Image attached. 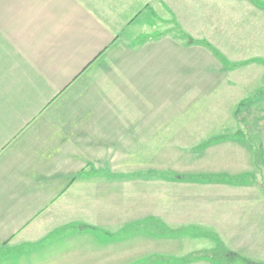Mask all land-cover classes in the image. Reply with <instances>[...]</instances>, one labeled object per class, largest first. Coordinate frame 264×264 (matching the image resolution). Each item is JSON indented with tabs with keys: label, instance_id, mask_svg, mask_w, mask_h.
I'll list each match as a JSON object with an SVG mask.
<instances>
[{
	"label": "crops",
	"instance_id": "0c3cea01",
	"mask_svg": "<svg viewBox=\"0 0 264 264\" xmlns=\"http://www.w3.org/2000/svg\"><path fill=\"white\" fill-rule=\"evenodd\" d=\"M236 5L264 10L259 0H0V251H5L0 264H38L40 242L82 220L104 232L81 229L66 239L94 233L103 240L108 236L109 243L124 240L123 228L107 230L89 221L90 213L80 219L66 215L90 209L97 187L259 189V184L236 187L229 179H199L244 172L117 171L102 164L109 156L119 159L113 146L131 140L148 146L142 157L150 160L156 136L146 139L141 130L149 128L138 110L141 104L150 108L146 98L155 89L170 95V82L181 90L192 75L218 71L217 66L230 74L243 63L264 64L262 58L233 62L215 52L222 47L213 31L228 28ZM224 85L237 83L226 79ZM244 139L227 138L211 148L246 145ZM152 226L132 237L155 239ZM178 230L193 239L210 233L197 223ZM183 256L169 264H211Z\"/></svg>",
	"mask_w": 264,
	"mask_h": 264
},
{
	"label": "rangeland",
	"instance_id": "374dc122",
	"mask_svg": "<svg viewBox=\"0 0 264 264\" xmlns=\"http://www.w3.org/2000/svg\"><path fill=\"white\" fill-rule=\"evenodd\" d=\"M240 6L236 5L227 29L213 31L222 47L215 52L238 63L264 59V10ZM243 64L230 74L224 71L222 63V66L215 65L218 71L206 70L198 77L192 75L181 90H176V82L172 81L170 95L155 89L153 96L146 98L150 108L141 104L138 110L140 120L149 128L141 130L148 133L146 139L156 136L154 144L149 146L154 151L149 155L150 160L142 157L148 146L132 144L131 140L129 144L113 146L112 153L119 159L111 160L109 156L102 164L107 163L117 171L244 172L247 175L235 176L234 185L259 184V189L239 191L237 188L238 192L231 193L221 188L190 190L162 183L125 185L122 190L119 186L97 187L91 208L81 213L80 207L75 209L76 213L71 209L66 213L70 219H80L90 213L89 221L114 232L122 228L130 231L137 225L155 221L166 231H174L173 238L164 239L160 233L155 234V239L148 236L134 239L132 236L136 233L130 232L124 234L121 242L113 243H109L108 236L106 241L94 233L86 238L66 239L74 231L91 227L82 220L40 242L38 264H169L177 256L189 259L199 253H203L202 257L210 254L209 258L199 261L211 264H264V64ZM190 68L189 72L193 73V67ZM226 79L236 82L237 86L226 88ZM235 132L245 135L246 145L225 144L215 150L211 145L206 146L221 135ZM247 152L252 155L250 161ZM189 223H197L210 233H201L198 239H193L195 235L178 230H185ZM4 252L0 251V258Z\"/></svg>",
	"mask_w": 264,
	"mask_h": 264
},
{
	"label": "trees",
	"instance_id": "16d2710c",
	"mask_svg": "<svg viewBox=\"0 0 264 264\" xmlns=\"http://www.w3.org/2000/svg\"><path fill=\"white\" fill-rule=\"evenodd\" d=\"M227 138H243V134L242 133H237L235 135L228 136V137H225V138L224 137H221V138H218V139H215V140H212V141L208 142L206 146H209V145L212 146V145L217 144V143H219V142H221L223 140H226ZM236 178L235 177H227V176H225V177H222V176H209V177H205V178L199 177V179H201L203 181H208V180H213V179H229L230 181H236ZM239 184H243V183L241 182ZM154 223H155V221H148V222H146V224H142V225L135 226L134 227L135 229H130V231H125V233H130V232H132V233H138V232H142V231H144V229H147V227H149L150 225H153L151 227V230L153 231V233L152 232L151 233L154 236H155V234L158 235L160 233L163 236H167V235L173 236V234H174L173 232L166 231V229L164 228V226H162L161 224H158V222H157V224L156 223L154 224ZM87 230L88 231H91V232H95V233H97V232L98 233H102V232H99L95 228H92V227H89ZM202 255H203V253H199L198 256L195 255L193 257H189V259H184V261L201 260L202 258H209L211 256L210 254H206L207 256L202 257Z\"/></svg>",
	"mask_w": 264,
	"mask_h": 264
}]
</instances>
